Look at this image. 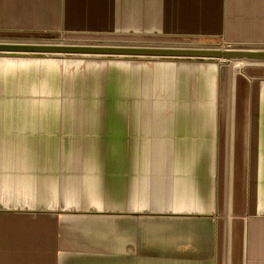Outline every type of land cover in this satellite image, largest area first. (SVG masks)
Instances as JSON below:
<instances>
[{
	"label": "crops",
	"instance_id": "crops-1",
	"mask_svg": "<svg viewBox=\"0 0 264 264\" xmlns=\"http://www.w3.org/2000/svg\"><path fill=\"white\" fill-rule=\"evenodd\" d=\"M0 29L121 30L264 45V0H0ZM7 56L40 55L0 54ZM88 58L127 59H77ZM138 59L169 62L136 67L137 74L110 62L116 71L106 91L116 94L107 115H93L92 101L73 111V101L64 118L169 124V138L127 137L114 147L110 139L107 148L79 142L37 154L0 147V264H264V88L242 121L239 150L230 149L232 139L220 152L217 125L222 119L229 137L233 123L214 114V78L223 68L212 60ZM13 64L22 63L1 62L0 71ZM47 64L21 68L41 70L50 85L47 70L57 65ZM76 72L67 91L90 89ZM118 90L128 100H119ZM190 124L197 127L184 129Z\"/></svg>",
	"mask_w": 264,
	"mask_h": 264
},
{
	"label": "rangeland",
	"instance_id": "rangeland-1",
	"mask_svg": "<svg viewBox=\"0 0 264 264\" xmlns=\"http://www.w3.org/2000/svg\"><path fill=\"white\" fill-rule=\"evenodd\" d=\"M0 42H19V43H110V44H129L131 46H208V45H230L234 48L233 44L225 42L220 37H205V36H180V35H158L154 33H138V32H124V31H67L60 30L56 32L48 31H25V30H9L0 29ZM245 46H261L264 45H245ZM238 47V46H237ZM40 55V54H28ZM50 55H40L32 57H17L7 56L0 57L1 62H15V63H33L40 64L48 63L57 65L55 69H45L50 71L52 82L50 85L48 81H44L41 70H33L37 68H21V65L14 64L12 69H4L3 74H0V147H9L20 149L27 148L30 153L31 150L37 154L41 152V148H50L56 150L64 149L67 147L72 148L73 144L79 142L90 143L94 141V147L107 148L105 144L110 143L114 146L116 141L121 144L123 139L130 137H144L152 138L158 137V134L163 138H169V134L165 129L171 127L169 124H155L144 125L143 127L134 123H125L123 118H108L99 120H65L64 115L66 108L69 110L70 106L75 109H82L84 101H92L95 103V110L92 114L102 113L107 115L110 99H112L115 92L106 91L107 79L110 75H114L115 66L110 62L125 63L129 66V73L137 72L136 67L150 68L154 64L164 62L162 60L138 59L127 58L115 60L111 58L106 59H77L94 56H58L63 58L51 59L50 57H43ZM68 57H77L69 58ZM72 60V61H69ZM71 62V63H70ZM169 62V61H166ZM172 62V61H171ZM209 63L204 61L203 64ZM218 63V62H217ZM47 64V65H48ZM50 66V65H49ZM104 66V68H98ZM97 67V69L90 68L86 71L83 68ZM227 67L234 69H243L242 72H233ZM219 70L216 72L214 78V85L216 91V110L215 115L218 116H231L233 123H230V136L227 135L226 127L228 126L220 119L218 126L220 152L225 147V142L229 140L233 143L230 149L232 152L234 148L239 150L240 141L247 126L242 121L245 116L252 115L253 99L255 94L264 88V65L251 66L244 64L243 66L233 67L231 63H221ZM77 69L74 76L88 77L92 87H77L74 86L72 92L67 91L66 83L73 75V71ZM101 69L102 72H97ZM92 71V72H91ZM56 72V73H55ZM58 72V73H57ZM44 73V72H43ZM93 77L90 79L89 75ZM196 76V75H195ZM82 78V77H77ZM129 78H131L129 76ZM87 80V82H89ZM103 83V86H102ZM213 83V82H212ZM52 85V86H51ZM103 87H105L103 89ZM117 89V88H116ZM119 89V88H118ZM129 92H131L129 90ZM128 92V93H129ZM69 93V94H68ZM126 93V92H125ZM119 100L126 99L123 93H119ZM130 94V93H129ZM131 95V94H130ZM74 102L69 108L67 102ZM229 101V102H228ZM85 103V102H84ZM91 103V102H90ZM122 103V102H121ZM76 105V106H75ZM87 105V104H86ZM108 105V106H107ZM129 106V102H123L121 107ZM103 106V107H98ZM114 107V106H113ZM67 110V111H68ZM78 114V113H77ZM109 114V113H108ZM56 115V117H54ZM75 115V114H74ZM59 116V117H57ZM152 126V127H151ZM168 126V127H167ZM173 126L175 131L178 126ZM186 129L189 127H197V125H183ZM179 128V127H178ZM154 131H161L156 134ZM181 131V129H180ZM162 133V134H161ZM226 133V134H225ZM155 134V136H152ZM157 135V136H156ZM159 136V137H160ZM113 140V141H110ZM161 138H158L160 140ZM110 142H106V141ZM224 141V143H223ZM237 141V143H236ZM220 143V144H221ZM104 144V146H101ZM235 145V146H234ZM90 146V145H89ZM224 146V147H223ZM93 147V146H90ZM111 147V146H109ZM37 148V149H36ZM226 148V147H225ZM36 150V151H35ZM27 151V153H29ZM55 153V151H53ZM15 156V155H14ZM223 211V209H221ZM239 211V206H235V212Z\"/></svg>",
	"mask_w": 264,
	"mask_h": 264
},
{
	"label": "water",
	"instance_id": "water-1",
	"mask_svg": "<svg viewBox=\"0 0 264 264\" xmlns=\"http://www.w3.org/2000/svg\"><path fill=\"white\" fill-rule=\"evenodd\" d=\"M245 46V45H235ZM0 52L17 53H71L101 54L111 56L157 57V58H223L264 61V49L235 48L223 51L217 49L194 48H153L118 46H58L41 44H0Z\"/></svg>",
	"mask_w": 264,
	"mask_h": 264
},
{
	"label": "bare ground",
	"instance_id": "bare-ground-1",
	"mask_svg": "<svg viewBox=\"0 0 264 264\" xmlns=\"http://www.w3.org/2000/svg\"><path fill=\"white\" fill-rule=\"evenodd\" d=\"M9 43V44H41V45H58V46H95V47H104V46H118V47H150V46H131L129 44H110V43H90V42H83V43H19V42H0V44ZM153 48H194V49H217L220 51L226 49H235V48H246V49H257L261 50L264 47L261 46H228V45H208V46H174V47H162V46H155ZM3 55H28V54H40V55H59V56H94V57H122V58H130L131 56H111V55H101V54H71V53H15V52H0ZM138 58H157V57H138ZM163 59V58H162ZM168 59V58H167ZM171 59H183V60H212L218 62L220 65L221 63H231L233 67L243 66L244 64L249 65H264V61H257V60H248V59H223V58H171Z\"/></svg>",
	"mask_w": 264,
	"mask_h": 264
}]
</instances>
